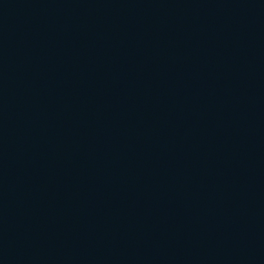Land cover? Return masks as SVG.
<instances>
[{
    "label": "water",
    "instance_id": "obj_1",
    "mask_svg": "<svg viewBox=\"0 0 264 264\" xmlns=\"http://www.w3.org/2000/svg\"><path fill=\"white\" fill-rule=\"evenodd\" d=\"M0 264H264V0H0Z\"/></svg>",
    "mask_w": 264,
    "mask_h": 264
}]
</instances>
